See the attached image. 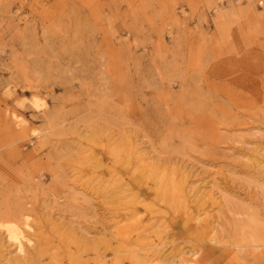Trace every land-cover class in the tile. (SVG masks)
Masks as SVG:
<instances>
[{"label":"rangeland","instance_id":"374dc122","mask_svg":"<svg viewBox=\"0 0 264 264\" xmlns=\"http://www.w3.org/2000/svg\"><path fill=\"white\" fill-rule=\"evenodd\" d=\"M182 256L264 264V0H0V264Z\"/></svg>","mask_w":264,"mask_h":264},{"label":"bare ground","instance_id":"6f19581e","mask_svg":"<svg viewBox=\"0 0 264 264\" xmlns=\"http://www.w3.org/2000/svg\"><path fill=\"white\" fill-rule=\"evenodd\" d=\"M36 98V97H35ZM32 102V104H33V106L34 107H39V105L40 104H38V101L36 100V99H34L33 98V100L31 101ZM14 113V112H13ZM13 117H14V119L16 120V124L18 125V126H20L21 124H22V122L20 121V118L18 117V115H14L13 114ZM185 256H182L178 261H177V263H175V264H190V262H192V261H187V262H189V263H187L186 262V259L184 258ZM188 260H190V259H188ZM151 261V260H150ZM149 264H150V262H149ZM151 264H152V262H151Z\"/></svg>","mask_w":264,"mask_h":264}]
</instances>
